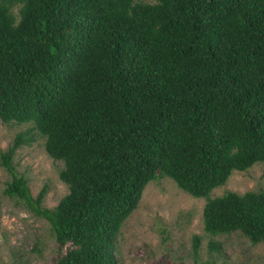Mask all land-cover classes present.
<instances>
[{"label":"trees","instance_id":"1","mask_svg":"<svg viewBox=\"0 0 264 264\" xmlns=\"http://www.w3.org/2000/svg\"><path fill=\"white\" fill-rule=\"evenodd\" d=\"M0 120L32 123L63 161L68 192L46 208L12 164L25 133L0 151L4 193L71 245L53 264H117L163 176L206 198L207 233L264 242V190L209 196L264 162V0H0Z\"/></svg>","mask_w":264,"mask_h":264},{"label":"rangeland","instance_id":"2","mask_svg":"<svg viewBox=\"0 0 264 264\" xmlns=\"http://www.w3.org/2000/svg\"><path fill=\"white\" fill-rule=\"evenodd\" d=\"M20 132L28 143L13 156L15 172L26 178L34 197L45 187L42 206L53 208L68 192L67 184L59 178L63 161L47 154L45 138L32 123L0 120V151ZM11 178L0 166V264H53L71 245L59 246L45 218L4 193ZM258 190H264V162L235 170L209 196ZM205 202V197L188 194L167 176L150 181L117 235V264H264V242L252 243L240 231L212 235L204 230ZM195 236L199 238L196 251Z\"/></svg>","mask_w":264,"mask_h":264}]
</instances>
